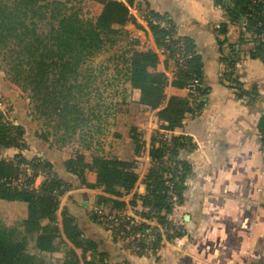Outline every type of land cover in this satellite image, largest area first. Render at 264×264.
Instances as JSON below:
<instances>
[{
    "label": "trees",
    "instance_id": "trees-1",
    "mask_svg": "<svg viewBox=\"0 0 264 264\" xmlns=\"http://www.w3.org/2000/svg\"><path fill=\"white\" fill-rule=\"evenodd\" d=\"M94 1L100 5V11L94 18L87 19L76 11H70L60 0H0V55L5 64L4 73L13 84L28 92L37 117L45 118L47 124L53 121V129L62 132L60 138L72 136L77 127L90 119L79 104L83 96L89 95L85 89L90 84L89 78L81 76L80 67L108 42L112 43L113 36L122 32L127 34L123 25L133 20L128 6L122 1ZM235 2L240 5L241 16L246 19L247 1ZM142 16L168 20L165 15L151 11H144ZM38 22L46 23L47 30H41ZM148 26L157 46L174 59L176 71L169 81L167 75L157 68V53L149 49H129L124 57L126 80L139 91L140 104L147 109H157L160 121L150 140L148 154L151 162L143 178L145 193L133 194V197L140 200L143 209L148 207L147 211L139 212L140 216L145 219L152 217L165 224L168 230L165 237L172 240L181 236L183 231L182 227L168 221L167 215L181 201L184 183L191 170L190 163L179 158V152L190 150L193 143L185 135L168 136L160 130L171 132L181 125L186 113L199 110L207 87L193 41L187 37H173L172 26L167 30L151 23ZM132 42L136 44V41ZM180 43L184 45L183 49H180ZM179 53L180 56L174 58ZM80 77L84 79L79 81ZM192 78L201 83L198 96H166L167 85L183 88ZM135 129L133 127L131 131ZM257 129L264 160V116L259 118ZM25 133L22 124L13 125L0 120V199L26 204V216L17 226L0 225V264H43L35 254L27 251L30 240L34 249L41 253L56 251L59 243L64 245V259L59 264H106V254L97 250V242L87 236L64 207L60 234L56 211L60 197L73 188H100L104 192L105 195L95 196L96 207L89 211V218L110 230L113 239L119 235L125 239L149 227L144 221H135L123 214L127 203L120 198L134 188L138 179L134 171L135 160L94 156L86 162L83 154L75 153L61 161L63 172L60 173L44 156L27 159L20 152L8 159L1 156L2 149L22 150L27 145ZM131 138L135 144L134 152L138 154L142 141L136 135ZM47 139L43 137L44 141ZM86 172L94 173V182L87 181ZM37 176H43V180L35 187ZM129 203L131 207L136 204L133 199ZM106 206H109L108 214L117 218L116 224L103 212ZM161 244L162 238L157 234L151 254H155ZM134 247L131 250L133 254H147L141 242H136ZM86 254H91V257L87 259Z\"/></svg>",
    "mask_w": 264,
    "mask_h": 264
},
{
    "label": "crops",
    "instance_id": "crops-1",
    "mask_svg": "<svg viewBox=\"0 0 264 264\" xmlns=\"http://www.w3.org/2000/svg\"><path fill=\"white\" fill-rule=\"evenodd\" d=\"M119 1L128 6L133 18L123 29L136 41L137 50L149 49L157 53V68L169 81L173 66L163 58L165 53L142 22L144 11L165 15L173 27V37L191 39L201 59L207 87L204 103L199 110L186 113L181 125L169 132L185 135L193 143L190 150L179 152V158L190 163L191 170L181 201L167 215L168 221L182 227L183 234L163 240L155 254L135 255L129 247L113 239L109 230L89 218L95 196L105 195L100 188L79 187L66 191L63 207L75 217L87 236L97 242V250L106 254V264H264V160L257 129L259 118L264 116V66L254 56L249 35L242 30L240 5L235 0ZM99 11L100 6L95 15ZM131 89L132 99L140 111L133 117L139 121L132 126L139 131L137 126H144L141 121L147 117L148 134L142 140L149 143L150 132L160 124L157 109H147L140 104L139 91ZM165 94L167 97L188 96L186 87L170 84L165 87ZM120 115L129 119L125 110ZM26 123L24 126L28 125ZM25 135L27 141L32 139L31 131ZM31 141H35L32 144L36 146L33 154L46 157L60 173L63 172L61 161L75 152L83 156L88 153L73 146L72 153L69 148ZM111 147L112 153L105 158L135 160V163L139 160L130 136L125 141L114 138ZM18 152L24 156L21 150L14 148L2 149L1 156ZM37 178L35 187L40 185L43 176ZM86 178L89 182L95 181L93 172H88ZM144 190L140 181L121 200L125 202L126 197L130 200L133 194H143ZM20 208L21 214L15 219L18 223L26 216L24 208ZM57 225L60 228V221ZM58 250L59 245L54 252ZM76 252L80 255L78 249ZM86 256L89 259L91 254Z\"/></svg>",
    "mask_w": 264,
    "mask_h": 264
},
{
    "label": "rangeland",
    "instance_id": "rangeland-1",
    "mask_svg": "<svg viewBox=\"0 0 264 264\" xmlns=\"http://www.w3.org/2000/svg\"><path fill=\"white\" fill-rule=\"evenodd\" d=\"M60 1H64L66 7L70 8V11H76L82 18L87 19L94 18L95 13H97L98 8L100 6L94 0ZM141 19L142 22L148 26L143 17H141ZM38 27L41 30H47L48 28L47 24L44 22H38ZM132 40L133 39L126 33H118L117 35L113 36L112 43L108 42L104 46V48H102L98 53L89 58L80 67L82 73L81 76H84V78H89L90 84L88 88L85 89V92L87 90L89 92V95L87 97L83 96L82 99H80L79 104L80 107H83L84 110L87 112V117H90V119L87 123H84L82 126L77 127V130L72 136H66V138H60V134L62 132H56L53 129V127L51 126L53 125V121L50 122V124H47L45 118H39L36 114H34L33 106L28 97V92L21 90L20 87L13 84L7 78L6 74L4 73L5 64L4 60L2 59L3 56L0 55V120L13 125L22 124L23 126L24 122H27L26 124L28 125H25L24 129H28L33 134L31 135L32 139H28V141H26L27 145L21 150V152L24 153V156L27 159L37 157L35 154H33V152L36 151L34 149L36 148V146L33 145L32 142L35 141L31 140L41 141V143H45V145L46 143H50L56 148H69L72 153V146L77 147L76 150L78 149L81 151L88 152L84 156V161L86 160L90 162L92 157L94 156H109L112 153L111 143L114 138H123V141H125L126 137L128 138V136L131 137L132 135H136L137 138L142 141V145L138 153L139 160L137 161V163H135L134 171L138 174V179L135 185L140 181L143 184V178L146 175L151 162V159L148 154L150 149L151 136L153 135V131L155 129H158V125L156 124L153 130L149 128V130H152L151 132L149 131V143L146 141L143 142L145 136L147 137L148 134L147 127L145 126V123L147 122V117L145 120L141 121L144 126H137L139 130L138 132L137 129H135V131H131V128H133L132 125H135V123L139 121H136L133 117L138 114V112H140L132 99L133 89H131V87L127 85L129 83L126 80L125 76L124 57L128 55L129 52L127 51L129 49H136V45L132 42ZM167 54L165 53V57L163 58H165V60H167L168 62L171 61V65L173 66V78V74L176 71V66L173 62L174 59L172 57H169ZM175 57L176 55L174 56V58ZM84 78L80 77L79 81L83 80ZM164 104L165 102H163L162 106ZM124 110L126 111V115H128V120L120 115V113H124ZM28 132L26 131V133ZM160 132H163L168 136L170 134L169 132L163 130H160ZM41 135L43 137L46 136L48 139L44 141ZM61 150L65 152L64 149ZM66 152L69 153V151ZM12 156L13 155L11 153H7L4 154L3 157L8 159ZM145 156L146 158L144 159ZM26 169L27 172H30L29 167H26ZM86 175H88V172H86ZM37 179L35 180L34 185L37 182ZM144 193L145 190L143 194ZM65 199V194H63L60 197L59 205L56 211V221L58 223L61 218V212L63 211V203ZM120 199L125 198L122 197ZM129 199H133L134 202H136L137 206L135 205L134 207H131V204L129 203L130 200H128V197H126L125 202L127 203V205L126 208L123 210V212L125 211L123 214L132 217L135 221H141V219L147 220L141 217L139 212L141 210L147 211L148 207L143 209L141 206V202L138 198H134L132 196ZM20 206H22L24 208V211L26 212L25 203L19 201L12 202L0 199V225H7L6 227L17 226L18 222H16L15 219L21 214L22 210ZM91 207L95 208L96 206L95 204H91ZM108 209L109 206H106L105 209H103V212L107 216L109 215ZM108 217H111V215H109ZM151 223H157L160 226V228L162 229V241H166L167 239L165 235L168 230H166L165 224L158 223L156 219L151 221ZM101 226L104 227L103 225ZM104 229L106 228L104 227ZM60 234L62 235L61 226ZM117 240L118 243L122 245H127L131 250L135 248L134 246L136 245V242L131 241L130 237L123 239L122 236L119 235L117 236ZM27 251L29 253L35 254L37 258L43 261V264H59L64 259L65 246L59 243V250L57 252L43 254L34 249V247L32 246V241L30 240L27 245Z\"/></svg>",
    "mask_w": 264,
    "mask_h": 264
},
{
    "label": "built area",
    "instance_id": "built-area-1",
    "mask_svg": "<svg viewBox=\"0 0 264 264\" xmlns=\"http://www.w3.org/2000/svg\"><path fill=\"white\" fill-rule=\"evenodd\" d=\"M247 1V18L242 19V30L247 32L249 35L250 43L252 45L253 51L256 54V58L264 66V0H246ZM145 22L151 23L152 25L158 26L163 29H169L171 24L166 19H160L152 16L143 17ZM180 49H183L184 45L180 43ZM184 53V52H183ZM176 55L177 57L180 56ZM190 57V54L186 55ZM201 86L200 81L197 78H192L185 86L188 94L193 96H198V88ZM174 198V197H173ZM153 211H150L152 214ZM153 215V214H152ZM113 220V224L117 223V218L108 217ZM155 218H148L143 220L149 227L142 231H138L134 234H130L129 237L131 241L141 242L146 248L145 252L151 254L153 243L157 238V234L161 236V228L157 223H151ZM166 228V227H165ZM128 238V237H127Z\"/></svg>",
    "mask_w": 264,
    "mask_h": 264
}]
</instances>
